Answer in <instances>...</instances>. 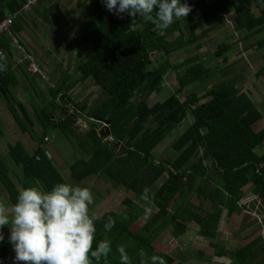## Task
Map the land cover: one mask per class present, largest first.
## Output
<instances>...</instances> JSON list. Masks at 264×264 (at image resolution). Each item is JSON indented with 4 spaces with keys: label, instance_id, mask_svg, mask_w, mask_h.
Wrapping results in <instances>:
<instances>
[{
    "label": "trees",
    "instance_id": "16d2710c",
    "mask_svg": "<svg viewBox=\"0 0 264 264\" xmlns=\"http://www.w3.org/2000/svg\"><path fill=\"white\" fill-rule=\"evenodd\" d=\"M86 1L88 7L82 45L75 65L77 81L91 80L99 87L103 98L88 106L86 103H75L66 93L73 86V80L70 82V76L66 75L49 91V108H39L37 115L42 130L36 139V147L28 152L21 142L15 141L8 144L6 155L18 166V177L23 188L30 187L32 180L39 182L45 189H50L56 183H65L52 159L46 157L42 146L48 128L59 130L69 143L76 144L88 157L70 164L69 176L73 182L79 184L90 176L102 174L125 191L148 199L155 207L149 220L137 230L131 229L130 225L144 211L132 200L125 202L129 213L105 211L96 216V240L108 238L112 241L108 264H120L116 249L121 245L125 246L132 264H140L141 259H147V256H139L141 249L147 255L162 256L166 264L183 263L181 257H173L154 248L153 242L162 232L169 230L173 238L179 237L186 230V224L181 218L186 217L203 227L199 231L200 235L213 239L216 237L215 225L220 210L225 209L231 215L244 208V205H238V201L244 196L243 188L246 185L250 184V191L264 200V164L260 165L264 162V154L255 153V148L264 142V126L257 131L251 127L262 114L250 95L241 91L232 81L214 85L201 97L191 92L186 99L180 98L181 90L191 83L209 79L214 68L205 67L197 53L174 64L168 60L158 63L157 59H152L154 52L166 55L184 44L185 31L178 19L174 18L166 29L160 30L151 19L144 16L130 17L126 14L127 19L119 21L107 15L96 0ZM258 1L211 0L203 3L202 0H186L191 7L187 16L193 15L198 25L205 26L197 33L189 25L191 38L187 37L186 41H192L200 34L205 35L213 29L212 22L220 14L228 13L233 15L234 29L245 38L263 34L264 0H261V5ZM23 2L0 0V19L17 12ZM250 3H254L257 10L251 9ZM17 26L14 21L12 29H17ZM175 31L177 34L171 40V34ZM10 42L9 36L1 35L0 46L8 53H12ZM195 44L197 48L200 46L199 43ZM263 44L264 36H261L255 45ZM230 48L231 43L220 42L215 55L222 56ZM186 64L188 66L184 72L177 74L175 90L164 100L148 105L147 95L160 90L167 70L178 71L179 67ZM0 65H3V71H0V97L7 99L6 103L19 129L32 136L30 128L33 122L26 114L24 105L18 102L17 112L12 111L11 104L16 102L12 89L17 84V78L10 71L11 65L8 62L0 60ZM20 69L30 80L25 69ZM58 96L66 99L76 111L55 116ZM137 96L141 99L132 102ZM78 112L88 117L109 120L111 141H104L96 125L84 119L88 129L79 134L76 127V120L80 117ZM188 112L192 114L191 122L171 143L177 155L167 163L156 162L152 150L184 118L189 117ZM117 142L122 144L121 148L116 146ZM209 171L217 173L219 189L203 179ZM162 175L165 176L164 180L151 193L150 188ZM198 177L202 183L195 186ZM0 181L4 194L8 196V203L15 204L19 191L1 157ZM192 191L209 203L216 201L212 210L206 205L199 207L207 217L205 221L180 209L182 204H190L188 195ZM109 217L114 224L105 233L103 224ZM2 231L5 240L0 243V261L6 264L10 244L7 242V232L4 229ZM260 241L261 236H258L230 251L218 246L215 256L228 254V264H264V256L260 258L264 252V243H258Z\"/></svg>",
    "mask_w": 264,
    "mask_h": 264
},
{
    "label": "rangeland",
    "instance_id": "374dc122",
    "mask_svg": "<svg viewBox=\"0 0 264 264\" xmlns=\"http://www.w3.org/2000/svg\"><path fill=\"white\" fill-rule=\"evenodd\" d=\"M202 1L203 3H209L211 0ZM76 2L77 0L72 4V8L74 7L73 12H67L69 6H63V10L57 11L58 13L52 16V21L50 22H46L43 18L42 9L37 8L39 2L32 6L26 15H24L25 28L21 31L23 38H20V42L26 46L24 48L34 57V61L39 65L45 78H42L39 74H32L26 71L31 79L25 80L22 76H19L18 84L15 87L16 93L14 92V88L12 89V94H16L19 99L11 104L12 111L17 112L18 102L24 105L26 114L33 122V127L30 128L32 129V136L30 133L22 132L19 129L5 99H0V157L8 167L9 175L18 191L23 188V184L18 177V166L14 165L6 155L7 147L8 144L19 141L28 152H32V148L34 147H29V144L31 146L37 145L36 139L40 137L42 130V124L37 113L42 106L49 108L48 101L51 99L49 91L53 89L52 85L55 88V85L61 79L69 75L70 82L73 80V86L68 88L66 93L75 103H86L88 106L103 98L99 92V87L94 85L91 80L77 81L78 73L75 65L79 59L77 54L82 45L84 13L83 7L75 5ZM258 4L261 5V0L258 1ZM249 6L254 11L257 10L254 3H250ZM178 20L183 25L185 31L183 35L185 39L184 44L177 48L175 47L166 55H162L161 52H154L152 59H157L158 63L168 60V62L174 64L197 53L201 57L205 67L214 68L209 79L191 83L181 90L179 93L180 98L182 100L186 99L191 92H195L198 97H201L214 85L232 81L241 91L250 95L255 106L261 112L262 117L251 126L253 131L261 129L264 126V44L256 47L255 43L261 36H264V32L260 35L245 38L234 29L233 15L230 13L220 14L212 22L213 29L207 31L205 35L200 34L196 39L187 42L186 38H191L188 31L189 25L197 33L205 26L198 25L194 21L193 15H186L184 18H178ZM33 33H36L39 38L37 36L33 37ZM176 34L177 31L173 32L170 39L172 40ZM220 42L231 43V48L222 56H217L215 55V49ZM195 43H199L200 46L197 48ZM15 54L18 56V53ZM12 57L13 54L9 58ZM187 66L186 64L179 67L178 71L173 69L167 70L160 90L147 95V104L151 105L156 101H162L170 92H173L177 87V74L183 73ZM24 87H26L27 92ZM139 99H141L140 96H137L132 99V102L136 103ZM73 111L74 109L71 105H61L58 103V112L56 111L54 115L56 116L60 113L66 114ZM188 114L189 117L184 118L152 150V155L156 162L167 163L177 155V152L172 149L171 143L191 122L192 114L190 112ZM76 127L79 134H83L88 129L83 118L80 117L76 120ZM100 136L103 137L104 141L110 140L106 137L104 138L103 135ZM46 137L48 140L42 146L50 152L52 162L64 177L65 183L88 187L93 193V203L89 205L90 215L98 216L105 211H114L117 214L129 213L130 211L127 209L125 202L126 200H132L144 211L130 225L131 229L137 230L155 212V207L148 199L125 191L116 183L106 179L102 174L90 176L79 184L77 181L76 183L73 182L69 176V164L78 157L86 158L85 153L76 144L69 143L57 129L48 128ZM117 145H120V148L122 147L121 144ZM255 153L258 155L264 154V142L255 148ZM263 164L264 162L260 165ZM216 177L217 173L209 171L203 179L210 186L219 189ZM164 178L165 176L162 175L149 191L153 193V189L161 184ZM201 183V178L198 177L194 185L197 186ZM30 184L31 186L40 185L39 182H34L33 180ZM251 187L248 184L243 188L244 196L238 201V205H244L243 209L233 212L231 215H228L225 209L220 210V216L215 225L216 237L213 239L200 235L199 231L203 227H200L189 218L182 217L181 220L186 224L185 232L177 238H173L169 230L162 232L154 240V248L173 257H181L184 261L183 263L177 262L175 264H228V254L215 256L218 246H221L220 248H224L226 251H230L236 246L247 244L258 236H261V241L258 243H264V200L259 195H254L250 191ZM0 200L6 201L9 208L11 207V204L7 201L8 196L6 193L4 194V189H2L1 185ZM188 201L190 204H182L180 209L190 215L199 217L203 221L207 217L204 216L203 212L201 213L199 207L202 205L205 207L206 205L209 210H212V207L215 208L216 204V201L211 203L205 201L203 197H199L194 191L188 195ZM3 229L7 234L9 233L7 226ZM263 256L264 252L260 254V258ZM13 257L14 252L10 245L6 264H13ZM18 264H24V262H18Z\"/></svg>",
    "mask_w": 264,
    "mask_h": 264
},
{
    "label": "clouds",
    "instance_id": "9594fccd",
    "mask_svg": "<svg viewBox=\"0 0 264 264\" xmlns=\"http://www.w3.org/2000/svg\"><path fill=\"white\" fill-rule=\"evenodd\" d=\"M102 3L109 13L119 17L126 13L151 19L160 30L191 10L186 0H102ZM92 203L93 193L88 187L70 183H56L50 189L43 185L24 187L10 208L6 201L0 200V243L5 240L2 229L7 226L13 264H108L112 241L96 240L97 217L89 214ZM113 224L109 217L103 224L104 232H109ZM116 251L120 264H132L125 246H118ZM139 256H147L140 264H166L162 256L147 255L143 249Z\"/></svg>",
    "mask_w": 264,
    "mask_h": 264
},
{
    "label": "crops",
    "instance_id": "0c3cea01",
    "mask_svg": "<svg viewBox=\"0 0 264 264\" xmlns=\"http://www.w3.org/2000/svg\"><path fill=\"white\" fill-rule=\"evenodd\" d=\"M75 0H40L39 1V3H38V5H37V8L38 9H42L41 11H42V13H43V18L46 20V22H50V21H52V16L55 14V13H58L59 11H61V10H63V6H66V7H68L69 6V9L67 10V12H73L74 10V7L72 8V4H73V2H74ZM50 2V3H49ZM75 5H79V6H82L83 7V18H85V14H86V10H87V7H88V2L86 1V0H77V2H76V4ZM74 5V6H75ZM45 9L47 10V12L45 11ZM58 11V12H57ZM7 15H10V14H7ZM6 15V16H7ZM24 15H26V14H20V15H18V17L16 18V23L19 25V26H17L18 28L17 29H12V34H13V36H15L16 38H17V40L19 41V43L24 47L25 45H23L21 42H20V38H23V36H22V34H21V31H23L24 30V28H25V16ZM45 17H47V18H45ZM83 25H84V21H83ZM34 35H33V37L34 36H37L38 38H39V36L36 34V33H33ZM37 39V38H36ZM35 39V40H36ZM10 47H11V49H12V53H8V52H6L4 49H3V47L2 46H0L4 51H5V59L4 60H2V61H4V62H8L11 66V69H10V71L14 74V76L17 78V84H18V77L19 76H22L25 80H27V78L23 75V73L21 72V69L20 68H23L24 69V67H25V71H27L26 70V63H24V62H20V54L16 51V49H15V47L12 45V42H10ZM26 47V46H25ZM27 48H28V46H27ZM25 49V48H24ZM25 51H27L26 49H25ZM28 52V51H27ZM15 53H18L17 55L18 56H16V54ZM29 53V52H28ZM13 54V57L12 58H9L11 55ZM43 73V72H42ZM41 76V75H40ZM29 77V76H28ZM42 78H45V75L43 74V76H41ZM29 79H31L30 77H29ZM29 83V82H28ZM17 84L14 86V92L16 93V86H17ZM25 86V85H24ZM30 86V85H29ZM54 85H52V87H53ZM24 89H25V91L27 92V90H26V87H24ZM13 95V94H12ZM13 97H14V99H16V101L17 100H19L18 98H17V96H16V94L15 95H13ZM59 97V96H58ZM0 99H2V100H4L5 99V101L7 100L6 98H3V97H0ZM58 101V100H57ZM58 103H59V101H58ZM69 103V102H68ZM7 104V103H6ZM62 105V104H61ZM70 105V104H69ZM8 106V105H7ZM18 107V106H17ZM57 112H58V104H57V110H56ZM67 113H69V112H67ZM64 115H66V114H64ZM108 138V140L110 139H112L111 138V136H104V138ZM109 140V141H110ZM116 144H121V143H119V142H117ZM122 145V144H121ZM118 147L120 146V145H117ZM29 147H36V146H31L30 144H29ZM120 148V147H119ZM33 149V148H32ZM81 157H78V158H76L75 160H77V159H80ZM88 157L86 156V158H81V159H87ZM75 160H73L72 162H74ZM71 162V163H72ZM70 163V164H71ZM70 164H69V166H70ZM9 260H11V259H9Z\"/></svg>",
    "mask_w": 264,
    "mask_h": 264
},
{
    "label": "built area",
    "instance_id": "2783aa9c",
    "mask_svg": "<svg viewBox=\"0 0 264 264\" xmlns=\"http://www.w3.org/2000/svg\"><path fill=\"white\" fill-rule=\"evenodd\" d=\"M39 1L40 0H24L21 8L17 12L7 15L4 18L0 19V37L2 34H6L7 36L10 37L12 45L15 47L16 51L20 54V62L26 63V70L28 73L39 74L43 76V73L41 69L39 68V65L34 61V57L30 53L25 51L24 47L19 43L17 38L13 36L12 34V25H13V22L18 17V15L26 14L29 11V9L32 6L36 5ZM96 2L100 5L101 9L107 15H110L114 19L119 20V21H125L127 19L126 13L123 14L122 17H119L115 14L109 13L105 9L102 3V0H96ZM4 59H5V51L0 47V60H4ZM47 140L48 138L44 137V142H46ZM44 153L47 158H51V154L48 150H44ZM36 159H38V157H36Z\"/></svg>",
    "mask_w": 264,
    "mask_h": 264
},
{
    "label": "water",
    "instance_id": "95a60500",
    "mask_svg": "<svg viewBox=\"0 0 264 264\" xmlns=\"http://www.w3.org/2000/svg\"><path fill=\"white\" fill-rule=\"evenodd\" d=\"M58 101L62 105H69L68 101L66 99H63L61 96L58 97ZM74 111L76 110L74 109ZM78 115L82 117L85 121H87L88 123L96 125V127L100 130V135L110 136V130L108 128L109 120L101 119L97 117H88L81 112H78Z\"/></svg>",
    "mask_w": 264,
    "mask_h": 264
}]
</instances>
